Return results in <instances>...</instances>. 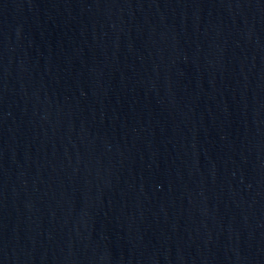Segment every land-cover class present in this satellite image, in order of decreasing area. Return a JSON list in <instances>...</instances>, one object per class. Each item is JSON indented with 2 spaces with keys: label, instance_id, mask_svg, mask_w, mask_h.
<instances>
[{
  "label": "water",
  "instance_id": "obj_1",
  "mask_svg": "<svg viewBox=\"0 0 264 264\" xmlns=\"http://www.w3.org/2000/svg\"><path fill=\"white\" fill-rule=\"evenodd\" d=\"M0 264H264V0H0Z\"/></svg>",
  "mask_w": 264,
  "mask_h": 264
}]
</instances>
